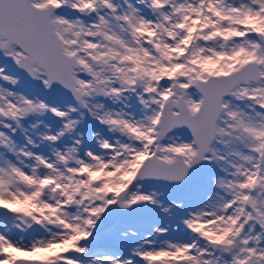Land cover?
Instances as JSON below:
<instances>
[{
	"label": "snow or ice",
	"instance_id": "6c2138e0",
	"mask_svg": "<svg viewBox=\"0 0 264 264\" xmlns=\"http://www.w3.org/2000/svg\"><path fill=\"white\" fill-rule=\"evenodd\" d=\"M0 264H264V0H0Z\"/></svg>",
	"mask_w": 264,
	"mask_h": 264
}]
</instances>
